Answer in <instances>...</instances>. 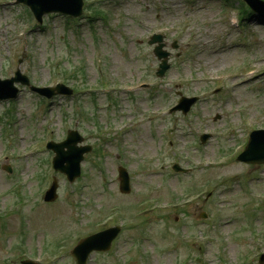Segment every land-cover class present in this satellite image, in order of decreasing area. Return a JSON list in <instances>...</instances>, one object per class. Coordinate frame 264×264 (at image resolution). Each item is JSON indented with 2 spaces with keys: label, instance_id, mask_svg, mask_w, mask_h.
Returning <instances> with one entry per match:
<instances>
[{
  "label": "rangeland",
  "instance_id": "1",
  "mask_svg": "<svg viewBox=\"0 0 264 264\" xmlns=\"http://www.w3.org/2000/svg\"><path fill=\"white\" fill-rule=\"evenodd\" d=\"M83 1L80 18L48 14L38 25L27 7L0 0V77L19 68L34 86L73 90L50 103L20 87L0 103V165L9 152L13 167H0V264H75L79 239L114 225L115 247L87 264H258L264 165L234 156L264 129V21L242 22L240 0ZM158 34L171 53L161 78L149 44ZM178 93L199 97L185 116L167 113ZM68 130L93 148L73 184L46 149Z\"/></svg>",
  "mask_w": 264,
  "mask_h": 264
},
{
  "label": "water",
  "instance_id": "2",
  "mask_svg": "<svg viewBox=\"0 0 264 264\" xmlns=\"http://www.w3.org/2000/svg\"><path fill=\"white\" fill-rule=\"evenodd\" d=\"M252 9L253 12L260 16H264V2L261 0H244ZM18 3H22L30 8L33 12L36 20L41 23L42 17L48 13H61L72 17H77L82 14V0H17ZM150 44L158 43V46L154 49V54L161 60L158 76H163L168 69V57L169 54L163 50L161 36H153ZM20 76V73L16 74L15 78L6 81H0V100L12 99L17 95V88L14 87V82H21L22 84H28L27 80ZM32 90L40 93L48 98L53 97L56 94H69L70 90L63 86L57 85L55 88L38 89L32 88ZM197 98H185L183 97L177 106L171 109L170 112L182 111L186 114L191 105L196 102ZM209 135L201 137L202 142L208 139ZM82 142V138L76 131H71L66 140L59 143H49L47 148L55 153L52 161L53 169L59 173L66 175L69 182H74L76 178L80 176V163L83 160L84 154L90 151V147H78V143ZM239 161L246 163H258L264 164V130L254 131L250 135L248 144L244 152L238 157ZM8 172L9 170L6 169ZM173 170L178 172L182 171L178 165L173 166ZM120 178V191L127 193L129 191V179L126 172L122 169L119 170ZM58 184L54 179L51 188L46 192L45 201H53L57 197L56 189ZM118 228L108 229L104 232L95 234L88 238H85L74 248L71 252L73 258L77 261V264H86V260L89 254L94 250H107L110 247V243L116 236ZM264 256L262 257V259ZM24 264H33L30 262H24Z\"/></svg>",
  "mask_w": 264,
  "mask_h": 264
}]
</instances>
